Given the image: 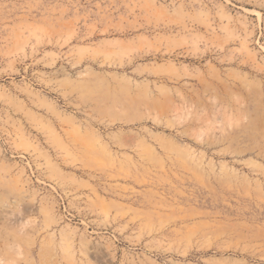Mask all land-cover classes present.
I'll return each mask as SVG.
<instances>
[{"label": "rangeland", "instance_id": "obj_1", "mask_svg": "<svg viewBox=\"0 0 264 264\" xmlns=\"http://www.w3.org/2000/svg\"><path fill=\"white\" fill-rule=\"evenodd\" d=\"M0 264H264V0H0Z\"/></svg>", "mask_w": 264, "mask_h": 264}]
</instances>
